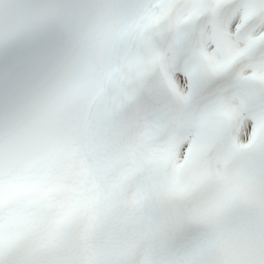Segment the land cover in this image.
<instances>
[{
    "label": "snow or ice",
    "instance_id": "1",
    "mask_svg": "<svg viewBox=\"0 0 264 264\" xmlns=\"http://www.w3.org/2000/svg\"><path fill=\"white\" fill-rule=\"evenodd\" d=\"M0 264H264V0H0Z\"/></svg>",
    "mask_w": 264,
    "mask_h": 264
}]
</instances>
